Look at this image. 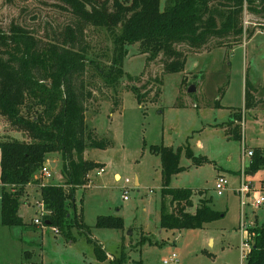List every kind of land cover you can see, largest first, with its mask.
<instances>
[{
	"label": "rangeland",
	"instance_id": "374dc122",
	"mask_svg": "<svg viewBox=\"0 0 264 264\" xmlns=\"http://www.w3.org/2000/svg\"><path fill=\"white\" fill-rule=\"evenodd\" d=\"M56 2L0 0V23L9 30L18 22L41 38H53L74 18ZM243 23L239 41L214 45L216 39H212L206 49L188 50L180 71L166 69L165 54L148 59L139 42L129 45L124 68L136 77L125 76L117 91L88 68L84 76L86 91L91 90L86 99L87 121L112 143L105 148L87 147L83 153L105 167L100 173V167L92 169L88 182L76 190V203L84 210L87 226L74 225L67 236L52 225L34 223L33 218L42 217L40 186L36 185L31 198L25 188L19 210L24 225L2 224L0 208V264H110L96 258L95 240L104 245L110 258L125 252L122 264H240L242 210L234 188L243 156L248 166L246 179L254 185L246 198L243 219L250 227L264 223V202L253 205L257 189L264 195V164L251 170L254 156L243 153L244 149L264 148V7L256 12L246 7ZM85 34L102 56L108 45L104 31L90 27ZM179 47L187 49L184 44ZM101 58L107 60L108 55ZM246 81L254 94L250 108H245ZM132 84L140 88L142 102L130 89ZM191 84L196 89L189 91ZM234 114L238 118L230 123ZM3 118L0 139L11 133L22 138L21 132L10 131L12 126ZM151 144L172 146L181 153L184 168L172 174L168 185L195 188L194 203L205 192L225 215L205 227H163V161ZM58 159L50 182L64 180L61 156ZM117 172L121 175L115 176ZM219 174L229 179L222 194L215 188ZM127 177L128 197L124 198ZM1 189L0 182V198ZM99 214L121 215L124 227L96 226ZM174 253L175 261L170 260Z\"/></svg>",
	"mask_w": 264,
	"mask_h": 264
},
{
	"label": "trees",
	"instance_id": "16d2710c",
	"mask_svg": "<svg viewBox=\"0 0 264 264\" xmlns=\"http://www.w3.org/2000/svg\"><path fill=\"white\" fill-rule=\"evenodd\" d=\"M57 1L74 18L53 38H41L18 22L12 23L9 30L0 23V123L5 117L12 126L10 131H19L23 136L18 138L11 133L0 139V208L2 224L24 225L19 213L21 196L27 184L41 183L39 170L49 154L56 153L62 158L64 180L39 185L48 209L43 218L50 220L46 225L58 227L59 232L70 236L72 226H87L83 208L79 211L77 207L76 190L88 182L92 169L103 166L101 161L85 158L83 153L87 147L105 148L112 143L99 136L87 121L86 99L91 90L86 91L84 76L88 68L117 91L125 76L136 77L125 70L124 62L129 45L139 42L148 59L165 54L166 69L180 71L188 50L206 49L212 39H216L214 45L239 41L244 31L245 8L256 12L264 7V0H164L163 5L162 0ZM90 27L107 36L103 53L108 55L107 60L87 40L85 30ZM180 44L187 49L180 48ZM247 85L248 81L245 108H250L254 94ZM130 89L142 102L138 85L132 84ZM237 118L234 114L230 123ZM150 148L160 153L163 161V227L199 228L225 215L213 206L211 196L201 198L194 212L188 210L195 189L168 185L172 174L184 168L180 165V151L163 144H151ZM187 152L192 154L190 148ZM253 156L251 170L264 164V148H255ZM167 195L171 197L169 203ZM95 224L122 228L124 220L121 215L99 214ZM251 230L254 245L246 264H264V223ZM94 252L97 259L110 264L125 260V252L110 258L97 240Z\"/></svg>",
	"mask_w": 264,
	"mask_h": 264
},
{
	"label": "built area",
	"instance_id": "2783aa9c",
	"mask_svg": "<svg viewBox=\"0 0 264 264\" xmlns=\"http://www.w3.org/2000/svg\"><path fill=\"white\" fill-rule=\"evenodd\" d=\"M244 146L246 147V145H243V147ZM243 153H244V155L246 153H248L249 155L252 156L254 153V150L249 149L248 152H246V150L244 149ZM247 167L248 166L245 163V156H243L242 167H241L240 172H239L238 185L234 188V190L240 196L241 210H242L241 211V220H240V232H241V243H240L241 263L240 264H246L248 253L254 245L253 244L254 243V239H253L254 232L251 230L252 227H250V225L247 224V222L243 219V216L245 214L244 206L247 203L246 198H247L248 194L251 192V190L254 189L253 183L246 179ZM103 170H105V168L102 166L98 170V173H100ZM38 176H40V179H41L40 184H45L47 182H50V178L53 177V166L51 165V162L49 160H46L44 162L42 168L39 170ZM129 181H130V179L128 177L125 178V180H124V185H123V187H124V193H123L124 198L128 197V194H127L128 185H127V183ZM228 185H229L228 177L225 174H219L216 178V184H215V188L217 189V192L219 194H222L224 192V190L228 187ZM263 188H264V184H263ZM263 202H264V195L262 194L260 189H257L255 198L253 200V205L259 206ZM38 211H40V213L42 214V217L36 216L34 218V221L37 224H42L43 226H45L46 221L44 220L43 215L48 212V209L46 208L43 199H42V202L39 203ZM252 223L253 222H251V224ZM53 229L55 231L59 232L58 227L53 226ZM170 260H174V261L177 260L175 253L171 256ZM164 262L168 263L169 260L165 259Z\"/></svg>",
	"mask_w": 264,
	"mask_h": 264
},
{
	"label": "crops",
	"instance_id": "0c3cea01",
	"mask_svg": "<svg viewBox=\"0 0 264 264\" xmlns=\"http://www.w3.org/2000/svg\"><path fill=\"white\" fill-rule=\"evenodd\" d=\"M245 89H246V87H245ZM59 156H58V154H56V153H51V154H49V158H48V160L51 162V163H53V167H56L57 165H58V163H59ZM103 167H104V165H103ZM105 168V167H104ZM118 174H120L119 172H117V173H115V176L116 175H118ZM121 175V174H120ZM52 182V181H51ZM60 182V181H59ZM139 182H140V180H139V178L137 177L136 178V184H139ZM36 185H37V187L39 186V184H36V183H29V184H27L26 185V193L28 194V196H30V198L35 194V192H34V190H36ZM38 189V188H37ZM195 189V188H194ZM39 192L41 193V191H40V189H39ZM208 197V195H206V193L204 192V193H202V195H200V196H198V198H199V202H200V199L201 198H203V197ZM170 195H167L166 196V201L169 203L170 202ZM75 199H76V197H75ZM192 199H193V201H195V193H194V195H193V197H192ZM199 202H196V203H194L193 202V204H192V206H189L187 209L188 210H190V211H192V212H194L195 210H196V207H197V205L199 204ZM22 203H23V201H22ZM21 203V204H22ZM25 204V203H24ZM20 207H21V205H20ZM77 207H79L78 205H77ZM81 207V206H80ZM80 207H79V209H80ZM195 207V209H193ZM19 210H20V208H19ZM20 213V212H19ZM21 214V213H20ZM160 214H161V211H160ZM22 215V214H21ZM22 217L24 218V216L22 215ZM25 221V220H24ZM33 222L35 223V221H34V218H33ZM209 223V222H208ZM208 223H206L205 224V226L208 224ZM258 223V222H257ZM37 224V223H36ZM253 224V223H252ZM255 224V223H254ZM204 226V227H205ZM41 227H43L42 225H41ZM101 243V242H100ZM104 246V245H103ZM108 251V250H107ZM109 252V251H108ZM109 254V253H108Z\"/></svg>",
	"mask_w": 264,
	"mask_h": 264
},
{
	"label": "water",
	"instance_id": "95a60500",
	"mask_svg": "<svg viewBox=\"0 0 264 264\" xmlns=\"http://www.w3.org/2000/svg\"><path fill=\"white\" fill-rule=\"evenodd\" d=\"M196 89V86H195V84H191L189 87H188V90L189 91H192V90H195ZM51 165H53V163H51ZM46 222H50V220H46Z\"/></svg>",
	"mask_w": 264,
	"mask_h": 264
}]
</instances>
